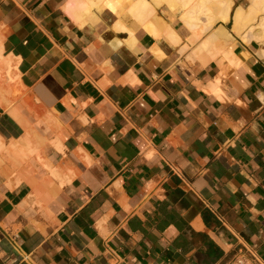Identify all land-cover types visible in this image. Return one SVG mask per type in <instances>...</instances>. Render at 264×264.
I'll list each match as a JSON object with an SVG mask.
<instances>
[{"label":"crops","instance_id":"0c3cea01","mask_svg":"<svg viewBox=\"0 0 264 264\" xmlns=\"http://www.w3.org/2000/svg\"><path fill=\"white\" fill-rule=\"evenodd\" d=\"M68 2L0 0V264L264 261L260 42Z\"/></svg>","mask_w":264,"mask_h":264},{"label":"bare ground","instance_id":"6f19581e","mask_svg":"<svg viewBox=\"0 0 264 264\" xmlns=\"http://www.w3.org/2000/svg\"><path fill=\"white\" fill-rule=\"evenodd\" d=\"M125 3H128V9L126 8L127 6H125L126 10L128 11V13H130L132 16H134L137 19L136 21L139 20L141 22H144L145 24L144 26H146L147 30L150 29V31H153L157 34L159 30L155 23V20L158 18L156 13H157V8H160L162 6L171 9L174 13H176L179 16V19L191 30L192 33L191 40L193 38H197L198 36L203 34V32L210 29L206 37L201 40L200 42L201 46L199 45L198 47H202V53L204 51L203 49H206L207 54H205L204 56L210 57L212 55L211 56L212 58L215 57L216 55L215 52L217 51L220 52L221 50H223L224 48L223 46L226 45L224 44L226 41L222 39V41L225 42L223 43L221 41L222 43H220L221 40L220 38L217 43L218 40L217 38L220 37L217 36V34L219 33L217 32L216 34L215 29H211V27H213V23L215 21H226L229 18V16H231L232 31H234L235 34L240 35L239 37L243 38V41L245 40V42L246 40L247 42H249L250 38H255V41L257 39L261 44L260 50H258L260 54L259 53L258 54L259 56L261 55L262 57H264V0H249L246 6L244 7L237 6L233 8L232 12H231V8H232L233 0H69L68 2L69 6L67 4L69 8L68 7L67 8H68V12L70 11L73 12L70 13L72 16L74 14V16L76 17L74 18V20L77 19L76 20L77 22L78 19L82 18L83 15H85L89 11L92 12L91 10L93 7L108 6L109 9L111 7V10L112 9L119 10L123 8V5ZM84 19L85 18H83L82 21H84ZM164 32L165 34L166 33L168 34L167 35L168 37H171L172 41L178 39L176 37L175 32L170 27L167 26ZM216 43L219 45L224 44L223 46L220 45L222 47L220 51L219 49L221 47L217 46ZM185 47L186 44L184 45V48ZM224 50L221 52L223 53L226 52L225 54L227 55L226 56L223 55V56L225 57L231 56L233 60L234 59L232 56L233 53L231 54L229 53L230 54L229 55L227 48ZM218 52L217 54H220ZM213 54L215 55L213 56ZM231 57L229 58L231 59ZM229 58L227 57V59ZM2 60L4 63L0 60V65L2 63L4 64L5 68L3 67V69L6 71V75H7L6 76L4 73V76H6L4 78H8L6 80L7 82L8 80L9 81L13 80L15 76L13 75L14 73L13 74L10 73L11 72L10 68L12 66V64L10 63L11 61L7 58H2ZM3 69L1 68L0 72ZM14 72L16 73V70H14ZM1 75H3V73Z\"/></svg>","mask_w":264,"mask_h":264},{"label":"built area","instance_id":"2783aa9c","mask_svg":"<svg viewBox=\"0 0 264 264\" xmlns=\"http://www.w3.org/2000/svg\"><path fill=\"white\" fill-rule=\"evenodd\" d=\"M223 264H264V261L255 249L243 244V247L234 250Z\"/></svg>","mask_w":264,"mask_h":264},{"label":"rangeland","instance_id":"374dc122","mask_svg":"<svg viewBox=\"0 0 264 264\" xmlns=\"http://www.w3.org/2000/svg\"><path fill=\"white\" fill-rule=\"evenodd\" d=\"M247 3H248V0H245L244 2H242V3H239V4H241V5H244V6H245ZM259 15H260V14H259ZM215 22H216V21H215ZM215 22H214V23H215ZM214 23H213V24H214ZM233 32H234V31H233ZM4 72H5V74H6V71H4ZM1 77H4V76H2V75H1Z\"/></svg>","mask_w":264,"mask_h":264}]
</instances>
